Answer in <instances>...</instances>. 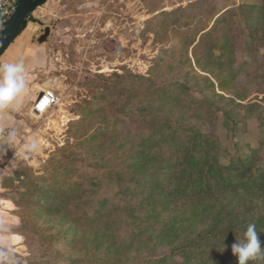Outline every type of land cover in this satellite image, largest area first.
Here are the masks:
<instances>
[{
  "label": "rangeland",
  "instance_id": "374dc122",
  "mask_svg": "<svg viewBox=\"0 0 264 264\" xmlns=\"http://www.w3.org/2000/svg\"><path fill=\"white\" fill-rule=\"evenodd\" d=\"M37 11L32 20L39 15L53 35L48 40L55 61L50 76L58 102L29 123L27 137H19L15 146L8 147L1 137L0 199L13 204L9 206L17 218L9 227L24 236V249L19 254L0 250V264H144L172 254V247L158 245L157 233L147 230L172 220L182 225L176 247L211 227L238 233L257 221L263 236L261 198L252 194L160 208L159 220L148 213L108 216L86 229L52 210L70 194L57 192L67 174L53 171L69 165L64 157H87L94 151L99 156L103 137L115 143L109 152L114 157L119 153V103L125 102L119 101V75L180 85L184 102L170 106L167 99L163 117L170 114L182 119L186 129L204 134L212 129L225 142L238 129L234 141L245 146L238 153L253 156L264 167V0H49ZM128 105L135 107L136 117L144 112L139 107H147L137 99ZM197 107L202 108L198 118L192 116ZM87 137L95 138L86 143ZM28 138L39 143L38 152L22 149ZM253 141L256 149L249 148ZM90 162L94 166L85 163L80 171L91 174L105 160L100 156ZM69 201L61 207L63 213L64 207L83 210L76 200ZM233 244L218 239L205 247L219 251L222 264H238ZM171 258L178 264H199L179 255ZM249 264H264V259Z\"/></svg>",
  "mask_w": 264,
  "mask_h": 264
},
{
  "label": "trees",
  "instance_id": "16d2710c",
  "mask_svg": "<svg viewBox=\"0 0 264 264\" xmlns=\"http://www.w3.org/2000/svg\"><path fill=\"white\" fill-rule=\"evenodd\" d=\"M28 21H32V16ZM171 88L177 91H170ZM180 88V85H157L150 77L119 75V101L125 100L123 104L119 103V153L114 157L109 152L114 141L103 137L104 140L98 145L99 156H95L94 151L87 157L77 153L64 157L69 165L62 163L53 171L58 173L62 170L67 174L58 185L57 192L70 194H63L66 198L60 202V207L53 210L46 207L47 210H52L69 224L82 229L96 226L98 221L108 216L148 213L159 220L161 214L156 211L160 208L239 193L257 195L264 210V167L259 166L253 156L238 153L239 149L245 147L234 141L238 138V129L225 142L215 137L212 129L204 134L186 129L182 119L174 120L170 114L162 116L165 108H168L167 99L171 101L170 106L184 102V98L178 94ZM135 99L139 104H147L146 109H137L144 110L140 117L133 114L135 107L128 105L130 100ZM154 101L159 103L154 105ZM199 103L204 104L203 101ZM202 108H195L192 116L198 118ZM206 111L211 114L210 109ZM120 126L126 130L121 131ZM94 138L84 140L90 143ZM249 148H257L255 141ZM108 154L111 157L106 159ZM100 156L105 162H101L91 174L80 171L85 163L86 166H94V162L90 161L98 160ZM46 190L48 192L50 189ZM69 199L76 200V207L83 210L64 207L63 213L61 207L65 202H70ZM262 220L264 225V214ZM180 223L172 220L164 223L163 227H155L154 224L147 227V230L153 229V233H157L158 245L174 250L169 257L150 258L144 264H178L171 258L176 255L184 258V261L194 260L199 264H208L213 260H219L218 264H222V254L213 248L206 249L205 243L210 244L218 239L236 243V238H243L244 231L217 232L211 227L192 239L191 243L182 242L176 247L174 242L181 237ZM255 225L258 226L259 221ZM259 237L264 244V233Z\"/></svg>",
  "mask_w": 264,
  "mask_h": 264
},
{
  "label": "crops",
  "instance_id": "0c3cea01",
  "mask_svg": "<svg viewBox=\"0 0 264 264\" xmlns=\"http://www.w3.org/2000/svg\"><path fill=\"white\" fill-rule=\"evenodd\" d=\"M34 18L38 21H28L26 28L0 58V63H15L22 56L28 77V90L21 97L19 108L0 110V140L13 129L17 132V141L19 137H27L29 123L41 116L34 111L36 101L45 90H55L56 81L50 76L51 67L55 64L49 53L50 45L48 41L43 44L38 42L44 34L45 26L39 22V15H34ZM47 82L51 88L46 86ZM10 204L8 200L0 199V250L19 254L24 249V237L18 232H12L9 227L10 221L17 218Z\"/></svg>",
  "mask_w": 264,
  "mask_h": 264
},
{
  "label": "clouds",
  "instance_id": "9594fccd",
  "mask_svg": "<svg viewBox=\"0 0 264 264\" xmlns=\"http://www.w3.org/2000/svg\"><path fill=\"white\" fill-rule=\"evenodd\" d=\"M28 90V77L24 59L21 56L15 63H0V110H16L20 106V99ZM17 132L8 131L4 144L8 147L15 146ZM39 143L28 138L22 149L28 153L39 151ZM232 252L238 258V264H249L250 261L264 259V244H262L254 223H249L243 232V238L237 239L232 245ZM5 259L8 253L3 254Z\"/></svg>",
  "mask_w": 264,
  "mask_h": 264
},
{
  "label": "water",
  "instance_id": "95a60500",
  "mask_svg": "<svg viewBox=\"0 0 264 264\" xmlns=\"http://www.w3.org/2000/svg\"><path fill=\"white\" fill-rule=\"evenodd\" d=\"M49 0H21L20 4L16 8L14 14L8 20L5 25V29L0 34V58L6 53L10 46L19 37L22 31L26 28L28 18L33 15L39 8L45 6ZM51 29L45 28L44 34L39 38V44H43L49 40ZM50 88V83L47 82ZM43 94L40 96V98Z\"/></svg>",
  "mask_w": 264,
  "mask_h": 264
},
{
  "label": "built area",
  "instance_id": "2783aa9c",
  "mask_svg": "<svg viewBox=\"0 0 264 264\" xmlns=\"http://www.w3.org/2000/svg\"><path fill=\"white\" fill-rule=\"evenodd\" d=\"M21 0H0V34L5 29V25L11 16L14 14L16 8ZM58 102V98L52 90H45L43 96L39 98L34 107L37 115H44L49 112Z\"/></svg>",
  "mask_w": 264,
  "mask_h": 264
}]
</instances>
